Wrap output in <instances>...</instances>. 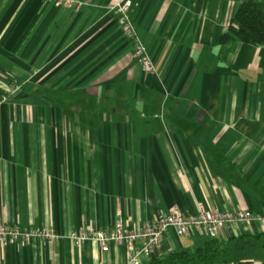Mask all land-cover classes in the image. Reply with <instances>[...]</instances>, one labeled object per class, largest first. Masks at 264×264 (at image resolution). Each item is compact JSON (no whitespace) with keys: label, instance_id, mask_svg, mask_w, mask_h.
Returning a JSON list of instances; mask_svg holds the SVG:
<instances>
[{"label":"crops","instance_id":"1","mask_svg":"<svg viewBox=\"0 0 264 264\" xmlns=\"http://www.w3.org/2000/svg\"><path fill=\"white\" fill-rule=\"evenodd\" d=\"M119 1L0 0V79L19 86L0 101V221L56 235L0 241V264H128L123 245L69 235L197 203L264 211V45L220 42L248 0H132L149 74L129 60ZM209 239L169 230L134 264ZM215 239L218 264H264V218Z\"/></svg>","mask_w":264,"mask_h":264},{"label":"built area","instance_id":"2","mask_svg":"<svg viewBox=\"0 0 264 264\" xmlns=\"http://www.w3.org/2000/svg\"><path fill=\"white\" fill-rule=\"evenodd\" d=\"M72 0H56V4H71ZM132 0H121L112 9L117 12V23L122 35L129 41L132 48L129 60L136 61L141 72H154L152 59L137 36L130 12ZM18 89V85H14ZM264 218V211L255 214L249 210L236 207L235 209L219 210L205 207L197 203L192 212H183L180 208L171 207L166 213L157 216L152 221H146L139 226H130L122 219L106 228H79L70 235V241L80 245L90 241L98 245L102 252L108 251L110 245L120 244L129 252L128 264H134L140 255L151 256L169 230L178 237L188 235L191 231L199 232L210 239L218 237L220 232L230 224ZM31 237L55 238L52 229L47 227L19 229L17 225L0 221V241L28 240Z\"/></svg>","mask_w":264,"mask_h":264},{"label":"trees","instance_id":"3","mask_svg":"<svg viewBox=\"0 0 264 264\" xmlns=\"http://www.w3.org/2000/svg\"><path fill=\"white\" fill-rule=\"evenodd\" d=\"M261 0H248L240 4L227 28L220 37L221 43L238 41L254 46L264 45V10L259 7ZM1 100V97H0ZM221 250L216 239H209L203 247L193 252L170 253L167 261L155 264H218Z\"/></svg>","mask_w":264,"mask_h":264},{"label":"rangeland","instance_id":"4","mask_svg":"<svg viewBox=\"0 0 264 264\" xmlns=\"http://www.w3.org/2000/svg\"><path fill=\"white\" fill-rule=\"evenodd\" d=\"M0 84H1L0 85V97H1L0 101H6V100L12 99V100H10V101H12L10 104L18 103L19 100H16V98H15V95L18 92V89H15V87H14L15 82L13 80H11V78H7V77L3 76L0 79ZM24 90H21V91H24Z\"/></svg>","mask_w":264,"mask_h":264}]
</instances>
